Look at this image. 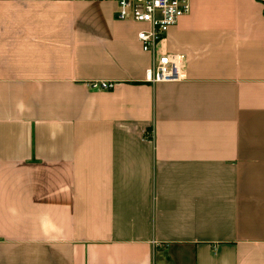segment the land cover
Returning a JSON list of instances; mask_svg holds the SVG:
<instances>
[{
    "label": "crops",
    "instance_id": "crops-1",
    "mask_svg": "<svg viewBox=\"0 0 264 264\" xmlns=\"http://www.w3.org/2000/svg\"><path fill=\"white\" fill-rule=\"evenodd\" d=\"M117 11L0 0V264H264V0H190L150 52Z\"/></svg>",
    "mask_w": 264,
    "mask_h": 264
},
{
    "label": "built area",
    "instance_id": "built-area-1",
    "mask_svg": "<svg viewBox=\"0 0 264 264\" xmlns=\"http://www.w3.org/2000/svg\"><path fill=\"white\" fill-rule=\"evenodd\" d=\"M81 2H112L116 4L118 19L143 24L137 39L144 52L152 51L168 30L188 13L190 0H71ZM185 56L165 54L152 61L146 71L148 83L181 82L185 79ZM113 84H91L96 91L110 90Z\"/></svg>",
    "mask_w": 264,
    "mask_h": 264
}]
</instances>
